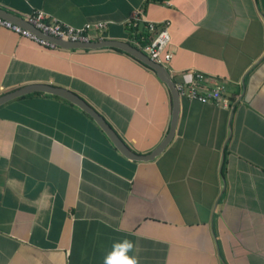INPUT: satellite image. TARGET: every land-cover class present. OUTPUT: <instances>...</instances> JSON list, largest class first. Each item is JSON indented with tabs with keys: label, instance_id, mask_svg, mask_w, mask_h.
Here are the masks:
<instances>
[{
	"label": "crops",
	"instance_id": "1",
	"mask_svg": "<svg viewBox=\"0 0 264 264\" xmlns=\"http://www.w3.org/2000/svg\"><path fill=\"white\" fill-rule=\"evenodd\" d=\"M34 9L104 22L103 38L126 42L134 10L168 20L173 83L201 72L228 105L179 97L170 142L135 161L57 96L1 104L0 264H103L124 239L139 264H264V0H0V17L24 28ZM44 83L77 93L139 154L167 132L170 93L146 65L0 25V94Z\"/></svg>",
	"mask_w": 264,
	"mask_h": 264
},
{
	"label": "built area",
	"instance_id": "2",
	"mask_svg": "<svg viewBox=\"0 0 264 264\" xmlns=\"http://www.w3.org/2000/svg\"><path fill=\"white\" fill-rule=\"evenodd\" d=\"M26 23L38 29L46 35L70 42H86L89 40L102 39V32L105 23L101 21L85 23L80 27L62 23L57 19L50 18L49 15L40 9H34L23 18ZM143 25L139 30L138 25ZM0 25L5 26L20 36H24L35 43L54 49L57 46L52 42L37 36L16 23L0 17ZM128 40L131 45L143 52L152 62L157 63L167 69V62L170 60L171 51L169 45V21L145 20L139 10H134L127 21ZM149 37L142 41L140 36ZM209 80L201 72H194L187 82H175L174 87L178 97L193 99L201 103L211 102L222 106H227V99L223 98L222 91L224 85L218 81L213 85H206ZM205 83L203 84V82Z\"/></svg>",
	"mask_w": 264,
	"mask_h": 264
},
{
	"label": "water",
	"instance_id": "3",
	"mask_svg": "<svg viewBox=\"0 0 264 264\" xmlns=\"http://www.w3.org/2000/svg\"><path fill=\"white\" fill-rule=\"evenodd\" d=\"M10 16V13H7ZM15 18H20L18 16H14ZM28 24V23H27ZM27 29L32 33L36 34L37 36L44 38L54 45L62 49H99V48H114L118 49L132 58L136 59L140 63L146 65L150 69H152L156 76L160 81H162L169 90L170 98H171V114L169 119V125L166 134L162 138V140L148 153L139 154L128 145L124 143V141L120 138V136L115 132V130L110 126V124L105 120V118L94 108L90 105L85 99L79 96L77 93L66 89L64 87H57L49 84H29L17 89H13L11 91L5 92L0 94V105L15 99L17 97H21L26 94L30 93H43L49 94L53 96H57L70 104L76 106L79 110L85 113L100 129L109 143L125 158L129 160L135 161H148L152 160L156 157L170 142L172 136L174 134V128L176 125L177 115H178V103L179 97L177 91L174 87V83L169 76L167 69L157 63L152 62L143 52L139 49L131 45L130 43L123 41V40H116V39H107L102 38L99 40H89L86 42H70L65 40H60L54 38L50 35H46L35 29L31 25L28 24Z\"/></svg>",
	"mask_w": 264,
	"mask_h": 264
},
{
	"label": "clouds",
	"instance_id": "4",
	"mask_svg": "<svg viewBox=\"0 0 264 264\" xmlns=\"http://www.w3.org/2000/svg\"><path fill=\"white\" fill-rule=\"evenodd\" d=\"M134 249L135 245L131 240L124 239L116 242L112 250L104 257L103 264H139L138 257L129 255Z\"/></svg>",
	"mask_w": 264,
	"mask_h": 264
},
{
	"label": "trees",
	"instance_id": "5",
	"mask_svg": "<svg viewBox=\"0 0 264 264\" xmlns=\"http://www.w3.org/2000/svg\"><path fill=\"white\" fill-rule=\"evenodd\" d=\"M147 38H149V37H146V36H143V35L140 36V39H141L142 41L146 40ZM112 49H114V48H112ZM115 50L120 51V50H118V49H115Z\"/></svg>",
	"mask_w": 264,
	"mask_h": 264
}]
</instances>
